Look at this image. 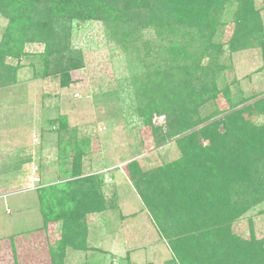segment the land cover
I'll return each instance as SVG.
<instances>
[{"label": "rangeland", "instance_id": "1", "mask_svg": "<svg viewBox=\"0 0 264 264\" xmlns=\"http://www.w3.org/2000/svg\"><path fill=\"white\" fill-rule=\"evenodd\" d=\"M14 1L21 13H30L35 30L41 14L42 21L47 19L44 0ZM248 4L227 0L216 26L185 37L187 46L180 47L175 59L168 57L165 38L152 27L136 35L127 26L120 43L115 20L81 19L64 6L71 18H53L49 26L57 37L63 27L67 37L53 46L64 53L66 48L80 51L83 61L81 68L69 69L68 86L40 73L43 43L26 42L21 53H1L0 264L51 263L60 224L51 222L43 229L38 190L68 179L73 157L81 150V173L102 181L106 209L86 216L87 248L66 249L63 264L170 261L159 224L142 204L126 165L136 161L140 172L149 173L173 162L182 154L177 143L182 137L188 151L205 152L210 144L212 150L225 142L243 155L244 141L231 129L240 119L224 123L226 115L243 107L242 121L264 129V0H252L254 12L245 13ZM7 23L0 15V39ZM172 38L182 42L179 35ZM158 66L168 80L161 95L167 107L153 112L147 122L138 111L145 106L140 97L159 74ZM60 115L66 116L63 130L51 122ZM248 149L250 156L242 163L251 157V167L264 173V152ZM250 225L263 243L264 201L231 229L248 240Z\"/></svg>", "mask_w": 264, "mask_h": 264}, {"label": "trees", "instance_id": "2", "mask_svg": "<svg viewBox=\"0 0 264 264\" xmlns=\"http://www.w3.org/2000/svg\"><path fill=\"white\" fill-rule=\"evenodd\" d=\"M226 1L44 0V15L47 19L42 21L44 17L41 14L36 19L38 22L34 21L35 30L31 26L33 21L30 13H21L19 4L14 0H0V15L8 20L0 39V55L10 50L21 53L26 42L43 43L40 73L56 76L60 86H68L69 69L81 68L83 61L80 51L70 52L66 48L64 53V48L53 46L67 37L63 27L62 36L57 37L58 33H53L49 26L53 18H71L64 6L70 9V14L81 19L115 20L120 43L124 42L127 26H131L136 35L152 27L159 36L165 38L168 57L175 59L181 48L187 46L185 37L196 30L209 32L216 26ZM35 2L38 3V0ZM249 2L245 6V13L254 12L252 0ZM177 34L182 38L181 43L171 41L172 36L178 37ZM165 50L162 48L160 52ZM158 62L161 66V61ZM158 68L159 74L153 76L152 84L146 87L147 92H143L140 97L145 106L138 111L144 114L147 122L153 112L160 113L167 107L161 102V95L167 92L165 83L168 80L163 76L165 70ZM256 102L258 106L262 103ZM245 109L232 111L225 116L224 122L227 124L228 118L240 119L241 122L232 125L231 129L235 127L233 135L239 141H244L243 155L225 142L220 145L221 148L213 143L215 146L212 150L213 145L210 144L205 152L188 151L182 137L177 140L182 154L173 162L149 173L140 172L136 161L127 163L126 169L137 195L153 220L159 224L157 229L171 253L170 261L166 264H264V242L255 239L253 226L250 225L248 240L231 229L234 221L264 201V173L251 167V157L249 162L243 164L241 161L250 156V147L255 146L260 153L264 152V129L247 120L242 121L241 114L247 111ZM51 122L58 123L59 130L67 126L65 115ZM78 147L76 145L77 151ZM224 151L230 154L225 156ZM81 153L82 150L73 157L68 179L38 190L43 229L51 222L60 224V239L55 248H51L50 264H63L66 249L85 250L86 216L106 209L102 181L98 176L81 173Z\"/></svg>", "mask_w": 264, "mask_h": 264}]
</instances>
